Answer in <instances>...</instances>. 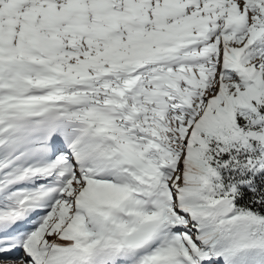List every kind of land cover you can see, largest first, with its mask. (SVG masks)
<instances>
[{
	"label": "snow or ice",
	"instance_id": "1",
	"mask_svg": "<svg viewBox=\"0 0 264 264\" xmlns=\"http://www.w3.org/2000/svg\"><path fill=\"white\" fill-rule=\"evenodd\" d=\"M0 264H264V0H0Z\"/></svg>",
	"mask_w": 264,
	"mask_h": 264
}]
</instances>
